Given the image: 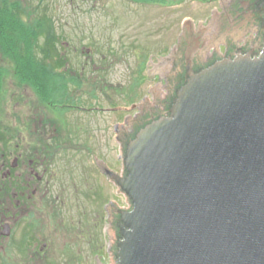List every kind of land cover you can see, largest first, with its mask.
<instances>
[{"label": "water", "instance_id": "obj_1", "mask_svg": "<svg viewBox=\"0 0 264 264\" xmlns=\"http://www.w3.org/2000/svg\"><path fill=\"white\" fill-rule=\"evenodd\" d=\"M220 3L184 20L165 95L115 127L121 172L98 162L127 204L105 206L111 264H264V0Z\"/></svg>", "mask_w": 264, "mask_h": 264}, {"label": "rangeland", "instance_id": "obj_2", "mask_svg": "<svg viewBox=\"0 0 264 264\" xmlns=\"http://www.w3.org/2000/svg\"><path fill=\"white\" fill-rule=\"evenodd\" d=\"M220 1L224 0H23L25 22L30 23L36 12L44 11L55 23L59 52L67 58L64 67L55 69V76L68 71L73 78H81L80 84L76 81L66 88L58 83L57 94L49 98L54 102L49 103L47 95L41 98L30 85L18 83L11 61L0 57L5 73L0 92V132L7 136V128L58 127L63 139L82 149L77 153L78 169L73 168L71 184L63 173L62 224L59 236L47 249L46 263H112V240L103 206L112 200L123 207L125 196L96 164L104 160L114 172H121V145L115 127H127L141 112L140 107L154 102V91L159 98L165 95L163 86L172 67L165 58L176 46L184 20L193 21L194 32L199 30L197 22L210 26L212 12L221 10ZM61 100L81 108L99 106L104 111L59 109L68 104ZM69 163L65 166L63 162V171L71 168ZM23 225L21 220L18 227ZM18 239L16 234L3 243L0 264L25 262L10 246ZM28 244L32 251V243ZM40 247L34 246V253ZM29 259V264H43L31 255Z\"/></svg>", "mask_w": 264, "mask_h": 264}, {"label": "flooded vegetation", "instance_id": "obj_3", "mask_svg": "<svg viewBox=\"0 0 264 264\" xmlns=\"http://www.w3.org/2000/svg\"><path fill=\"white\" fill-rule=\"evenodd\" d=\"M245 33L247 38L252 34L251 29ZM246 44L245 41L238 43L239 46ZM226 46L225 44L220 45L219 52L224 54L227 50ZM63 107L80 108L92 113L95 112L94 110H98V113L100 110L104 111V108L99 106L95 108L93 106V109L81 108L70 103L60 105L59 109ZM38 122L42 124V121ZM128 131H132V128ZM6 133L7 141L3 142L0 139L2 149L0 151V171L4 168L0 173V254L4 252L3 243L19 234V239L11 242L10 246L17 254L23 255V262L25 261L23 264L30 263L29 255L33 257V260L49 264L46 263L48 262L47 249L51 247L52 240L57 235L59 236L58 229L62 224L63 173L68 179L67 182L71 184L73 168L78 169L77 153L82 149L73 144L72 140L63 139L61 129L58 127L41 125L39 127L7 128ZM4 147L7 150H4ZM8 158L11 160L7 161ZM63 162L65 166L70 162L71 168L66 167L63 171ZM72 185H70L71 188ZM77 191L78 189H75V192ZM5 199L8 205L4 206ZM103 209L105 210V204ZM21 220L24 225L19 228L18 224ZM4 226L9 228L8 235L4 234L6 230ZM29 241L32 243V251L28 246ZM38 244L42 247L39 252L34 253L33 248Z\"/></svg>", "mask_w": 264, "mask_h": 264}, {"label": "trees", "instance_id": "obj_4", "mask_svg": "<svg viewBox=\"0 0 264 264\" xmlns=\"http://www.w3.org/2000/svg\"><path fill=\"white\" fill-rule=\"evenodd\" d=\"M26 17L23 0H0V57L11 61L18 83L30 85L41 98L47 95L45 99L51 103L54 99L49 98L57 94L58 83L66 88L76 81L80 84L81 78H73L68 71L64 72L66 76H55V69L64 67L67 58L59 52L58 33L51 16L44 11L36 12L30 23L25 22ZM4 74L0 67V92ZM0 135L5 142L6 134Z\"/></svg>", "mask_w": 264, "mask_h": 264}]
</instances>
